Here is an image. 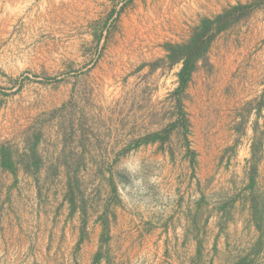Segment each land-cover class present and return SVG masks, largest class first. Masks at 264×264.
I'll return each mask as SVG.
<instances>
[{"label":"rangeland","instance_id":"1","mask_svg":"<svg viewBox=\"0 0 264 264\" xmlns=\"http://www.w3.org/2000/svg\"><path fill=\"white\" fill-rule=\"evenodd\" d=\"M192 3L0 0V264H264V0L211 41L184 127L163 44Z\"/></svg>","mask_w":264,"mask_h":264},{"label":"trees","instance_id":"2","mask_svg":"<svg viewBox=\"0 0 264 264\" xmlns=\"http://www.w3.org/2000/svg\"><path fill=\"white\" fill-rule=\"evenodd\" d=\"M260 0H251L247 3L237 2L233 5H229L224 8L219 14L214 17H202L198 25H196L189 38L181 43L166 42L163 44V48L166 51V61L168 66L180 63L181 66L177 71L178 85L174 89L173 93L176 94V102L178 113L182 118L184 127L186 125L185 112L182 108L180 101V95L186 88L187 84L191 80L192 73L195 71L199 61L205 59V55L214 37L221 31L229 28L232 24L236 23L240 19L248 16L255 8L258 7ZM264 95V89H263ZM171 127L175 124H171ZM32 137V138H31ZM27 139L28 156L27 162L24 164V168L29 170L32 167L35 171L38 169L41 159L36 152V144L38 141V135L34 134ZM165 135L161 132H154L148 134L143 139V142H156L163 141ZM140 142H137L138 145ZM188 153H193L189 148ZM14 160L12 158V152L9 147L0 145V166L4 169L14 172ZM70 184V183H69ZM71 196L68 201L70 204V211L72 213L74 209V199L72 197L73 190L69 187ZM85 221L82 223V230L85 227ZM104 233H107V226L104 224ZM106 235V234H105ZM101 257L100 252L94 254L91 264H95Z\"/></svg>","mask_w":264,"mask_h":264},{"label":"crops","instance_id":"3","mask_svg":"<svg viewBox=\"0 0 264 264\" xmlns=\"http://www.w3.org/2000/svg\"><path fill=\"white\" fill-rule=\"evenodd\" d=\"M248 0H193V3L191 6H189L188 13L190 14L192 25H198L199 20L202 17H213L217 14H219L224 7L227 5H233L237 2H245ZM130 149L129 144H122L121 146L117 147V150H115V153L113 157L111 158V162H117L120 160L125 154H127ZM15 168V161L13 164ZM6 171H9L6 169ZM102 258L100 257L99 261L95 264H101Z\"/></svg>","mask_w":264,"mask_h":264},{"label":"clouds","instance_id":"4","mask_svg":"<svg viewBox=\"0 0 264 264\" xmlns=\"http://www.w3.org/2000/svg\"><path fill=\"white\" fill-rule=\"evenodd\" d=\"M141 168V163L139 161H136L134 167L133 166H130L129 164H125L122 171L125 172V174L129 175V177L131 178L133 175H134V172L135 171H139V169ZM150 183H156V178L155 177H152L150 178ZM133 183L135 184H141L142 183V180L141 179H136L133 181Z\"/></svg>","mask_w":264,"mask_h":264},{"label":"bare ground","instance_id":"5","mask_svg":"<svg viewBox=\"0 0 264 264\" xmlns=\"http://www.w3.org/2000/svg\"><path fill=\"white\" fill-rule=\"evenodd\" d=\"M189 10V9H188ZM186 11V10H185ZM183 12V11H182ZM178 15H179V13H177ZM178 15H177V17H178ZM188 16V15H187ZM180 17V16H179ZM177 20V19H176ZM163 23V22H162ZM165 24V23H164ZM182 24H183V22H182ZM179 25V24H178ZM161 30V29H160ZM205 119V118H204ZM203 122V121H202ZM206 127V126H205ZM204 128V127H203ZM200 130V129H199ZM201 131V130H200Z\"/></svg>","mask_w":264,"mask_h":264}]
</instances>
